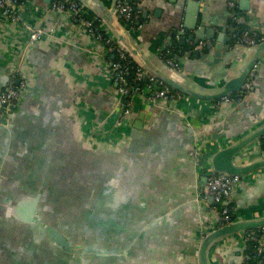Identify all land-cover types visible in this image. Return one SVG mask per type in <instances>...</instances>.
I'll list each match as a JSON object with an SVG mask.
<instances>
[{
    "label": "water",
    "instance_id": "1",
    "mask_svg": "<svg viewBox=\"0 0 264 264\" xmlns=\"http://www.w3.org/2000/svg\"><path fill=\"white\" fill-rule=\"evenodd\" d=\"M78 1L103 19L135 62L191 99L215 101L239 92L253 65L259 62L260 67L264 56V42H261L254 46V53L243 70L235 78L228 79L223 90L211 95L196 92L141 57L138 46L132 41L133 27L118 16V0H111L110 6L103 0H92V4ZM138 2L134 3V8L141 11L137 24L142 25V13L148 14L149 0ZM186 5L183 23L186 31L174 32L179 45L170 43L178 50L175 58L181 62V69L169 65L162 57L167 70L175 73L185 70L186 59L192 55L214 61L221 52H207L214 47L219 51L225 42L221 35L213 40L212 31L206 30L204 24L199 25L201 14L197 0H189ZM187 30L193 33L188 35ZM62 35L64 33L52 38L62 37L77 50L83 47L100 52L99 60L108 65L103 47L99 51L82 46L71 33ZM202 42L205 44L200 46ZM35 44L24 55L19 50L18 61L9 72H0V91L7 87L22 56V66L26 65L28 53ZM244 47L247 46L236 44V48ZM26 80L27 86L17 104L4 107L0 118V202L3 203L0 205V264H181V260L189 264L185 259L191 239L196 243L194 264H223L215 255L216 249L229 236H238L244 264L247 245L241 241L242 235L263 227L264 216L243 218L235 207L234 220L218 227L214 200L211 198L210 205H205L201 187L207 182L209 171L239 174L244 182L255 169L264 168V160L255 159L257 156L264 158L260 144L264 122L233 142L214 137L195 138L196 195H186L181 190L175 191L178 176L183 182L184 169L171 166L168 152H165L170 145V140L166 139L176 136L173 128L168 132L163 127H154L142 137L133 135L132 141L117 153L99 152L101 143L118 150L120 143L125 141L127 128L136 133L143 128L144 119L150 116L149 110L133 109L119 134L111 139L108 135L118 130L115 122L111 125L116 121V83H110L115 90L111 108L101 112L87 101H80L77 107L80 118L75 120L65 112L73 92L65 87L64 79L54 84L46 81L33 85L26 73ZM254 88L255 83L250 92ZM245 100L229 105V110L234 111L230 120L237 116L235 112L242 109ZM226 106L216 108L223 110ZM152 108L176 113L183 125L190 130L195 127L188 117L189 111L184 110L180 102ZM135 113L138 119L133 128ZM254 144L259 148L257 155L256 147L246 150ZM245 159L250 160L244 162ZM253 175L254 180L257 179ZM209 211L215 216L214 220L206 219Z\"/></svg>",
    "mask_w": 264,
    "mask_h": 264
},
{
    "label": "crops",
    "instance_id": "2",
    "mask_svg": "<svg viewBox=\"0 0 264 264\" xmlns=\"http://www.w3.org/2000/svg\"><path fill=\"white\" fill-rule=\"evenodd\" d=\"M51 1L27 0L26 7L22 12V20L53 30L59 36L63 33L65 35L66 32L71 33L81 45L102 51V46L99 43L96 44L95 39L75 18L49 10ZM85 1L92 4V0ZM103 1L107 6H110L111 0ZM138 1L134 0L131 4L134 6V3H139ZM188 1L149 0L148 14L143 15L142 13L144 18L142 27L132 28V41L138 46L141 57L151 65L166 71L187 88L211 95L223 90L226 81L235 78L253 55L254 46L236 48L237 37L246 28L264 31V0H238L234 7L230 6V0H197L200 4L201 14L199 25L204 24L206 30L212 31L213 40H218L221 35L225 42L222 43L219 51L214 47L207 52V54L213 51L221 52L214 61H210L207 57L196 58L195 55H192L186 59L185 70L175 73L167 70L166 65L162 62L161 52L163 48L169 47L171 42L173 45L180 44L179 39L173 34L175 31H186L183 23L186 19V3ZM92 12L94 13V11ZM23 21L21 23L2 18V22H0V72H9L18 61V41L22 38L26 40L28 37ZM105 25L110 31L109 26ZM192 33L191 30H187L188 35ZM61 38L38 41L28 53L25 66H22L23 58L20 59L21 67H23L25 75L28 74L29 82L33 85L43 84L46 81L54 84L59 82V79H64L65 87L69 92H73L72 95L70 93V104L65 112L75 120L80 118L77 112L80 101H87L101 112L103 109L111 108L115 100V90L110 86L109 70L103 61L99 60L101 53H95L83 49V47L77 50ZM229 45H231L230 50H226ZM257 76L254 90L248 94L242 109L235 112L237 116L233 120L229 118L234 113L229 110L231 107L229 104H224L227 105L226 108L219 110L216 108L215 101L196 100L188 97L180 102V106L189 111L188 117L195 125L193 129L190 130L183 125L184 122L178 114L161 108H152L148 112L150 116L144 119L141 130L135 133L131 131V128H127L125 141L120 143L118 150L101 143L99 152L117 153L123 145L126 146L132 141L133 135L142 137L154 127H163L168 132L173 128L176 130V136L166 139L170 140V145L165 152H168L171 166L175 169H184L183 182H180L181 177L178 176L175 191L181 190L186 195H196L194 161L197 149L194 145L195 138L203 140L214 137L222 141L233 142L264 122V56L261 59ZM142 106V103L137 99L134 109L141 112ZM85 110L88 114V110ZM136 114L132 118L133 128L138 119ZM149 134L151 133L149 132ZM147 141L148 136H146L145 143ZM260 144L264 150L263 138ZM254 147H256L255 155H257L259 150L257 144L247 147L246 150H252ZM255 159L264 160L263 157L258 158V156ZM247 160L250 159H245L244 162ZM202 171L205 172L204 169ZM253 174L257 176V179L254 180ZM237 189L232 199L238 214L243 218L264 216V168H257L251 172L249 178H245ZM204 198L206 199L205 205L209 206L212 197ZM191 200L193 199L191 198ZM1 204L3 203L0 202ZM214 218L213 213L209 211L206 219L214 220ZM191 233L193 236L194 233ZM237 237L229 236L219 243L215 255L223 264H242L240 252L242 245ZM195 247L196 243L194 239H191L189 248H185L187 249L185 261L189 264H194L193 249ZM181 264H183L182 260Z\"/></svg>",
    "mask_w": 264,
    "mask_h": 264
},
{
    "label": "built area",
    "instance_id": "3",
    "mask_svg": "<svg viewBox=\"0 0 264 264\" xmlns=\"http://www.w3.org/2000/svg\"><path fill=\"white\" fill-rule=\"evenodd\" d=\"M237 2L238 0H231L229 4L234 7ZM26 4L27 0H0V20L6 17L22 23V12ZM116 9L121 21L132 27H142V25L137 24L141 19V11L136 10L132 4L127 3L126 0H118ZM49 10L78 19L87 28L91 37L95 39L96 44L99 43L106 52L108 64L106 67L109 70V78L111 82L117 84L118 95L115 110L116 121L111 122V125L114 122L117 124L118 130L112 131L108 135L111 139L119 134L120 128L134 109L137 99L142 103L143 110H150V108L162 104L176 105L188 98L181 91L146 71L140 64L135 62L129 51L107 29L103 19L80 1L52 0ZM23 24L28 33L26 40L21 39L19 41V50L23 55L35 42L59 36L53 30H48L41 25H32L27 21H23ZM261 42H264V31L246 28L237 37V43L246 46H255ZM204 44L205 42H202L200 46ZM177 53L176 47L172 46L162 49L161 55L169 65L180 70L181 62L175 58ZM111 56H114V58ZM258 67L259 62L253 65L239 92L227 94L215 100L216 107H221L224 104H241L254 86L258 75ZM26 86V75L23 67L19 64L17 69L12 72L7 87L0 91V118L4 114V107L17 104ZM242 179L243 177L239 174L229 175L224 172H208V180L201 187V192L204 197L211 196L214 200V208L218 210V227L225 226L234 220L235 206L232 203V195L241 184ZM241 241L247 245L244 252V264H264V226L246 231L242 235Z\"/></svg>",
    "mask_w": 264,
    "mask_h": 264
}]
</instances>
